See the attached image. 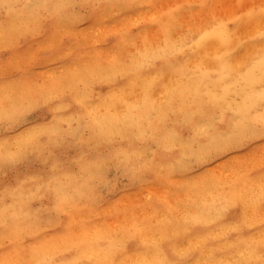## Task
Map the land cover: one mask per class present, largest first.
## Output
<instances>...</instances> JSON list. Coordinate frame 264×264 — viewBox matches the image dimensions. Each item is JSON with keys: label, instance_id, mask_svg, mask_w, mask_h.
<instances>
[{"label": "bare ground", "instance_id": "1", "mask_svg": "<svg viewBox=\"0 0 264 264\" xmlns=\"http://www.w3.org/2000/svg\"><path fill=\"white\" fill-rule=\"evenodd\" d=\"M121 1L129 6L132 0ZM47 2L57 3L53 9L59 14L71 0H2L12 6L13 18L6 30L0 24V42L38 19L40 7ZM113 2L118 0H107L102 6ZM191 10L192 17L189 9L183 15L196 17V10ZM252 12L248 23L239 18L234 30L207 28L195 40L189 33L196 23L190 25V32L183 30L189 23L184 28L176 25L182 28L181 34H189L178 38L173 32L174 17L172 25L158 30L165 35L158 50L149 51L135 65L106 67L97 57L96 68L92 65L97 78L89 79L95 71L84 74L72 67L67 68L75 73L70 72L71 76L51 72L56 76L42 90L33 85L19 89L21 101L13 102L17 109L44 103L51 114L47 123L23 128V134H17L19 143L32 145L36 139L31 136L41 132L49 141L58 142L70 135L65 126L75 130L74 124L85 121L86 138L95 147H83L85 151L59 165L53 162V172L42 178L38 172L17 176L0 195V264H163L176 254L190 264H261L264 165L247 174L231 175L242 157L239 152L260 141L257 136L232 143L237 138L233 135L237 122L258 126L264 120V109L253 111L264 99V89H253L254 82H264V37L260 36L264 18L259 11ZM181 14L185 23L187 16ZM63 18H58L60 23ZM52 55L45 64L53 61ZM17 58L12 59L16 62ZM161 66L167 70L161 72ZM96 80L99 93L93 85ZM78 87L83 90L81 99L69 102L65 92L76 98ZM6 112L2 106L0 117ZM4 137L0 164L8 159L12 143L18 153L26 149L25 143L19 146L12 137ZM110 167L120 170L134 189L126 191V186L117 184L113 190L120 196L115 201L97 192V182L101 184ZM38 199L45 200L57 216L42 219L34 211ZM118 208L130 218L121 236L108 235L105 226ZM58 214H65L66 220H59Z\"/></svg>", "mask_w": 264, "mask_h": 264}, {"label": "rangeland", "instance_id": "2", "mask_svg": "<svg viewBox=\"0 0 264 264\" xmlns=\"http://www.w3.org/2000/svg\"><path fill=\"white\" fill-rule=\"evenodd\" d=\"M105 1L107 0H87V2L84 3L83 0H71V4H68L67 9L59 14L55 11V9H53L55 5L57 6V3L53 4L47 2L45 5L40 7V19L38 18L36 20H32L33 22L30 21L31 23L27 24L24 28L22 27L24 30L22 28H18L19 31L15 34L16 36L11 34L9 38H4L0 42V65H3L4 63H7L8 65L7 72L0 70V109L2 106H4L5 111H7L0 117L2 118L0 120V127L2 129V131L0 129V139L4 136V138L12 137L13 139L11 141L14 142L16 140L17 145L20 144L19 146H22L26 141H23L24 143H19L17 139L19 135L17 134H23V130H27L35 124L37 125L43 122L47 123L49 121L51 114L48 111V105H44V103H38L37 105H34L36 107L34 110L33 108L35 107L28 104H23L17 109L15 103L17 101L19 102V100L21 101V98H19L20 94H17L20 92L18 90L21 88H32L33 85L34 89L40 88L42 90L51 83L52 79L56 75H61L62 73L63 75L71 76L70 72L73 71L70 70L69 72V69H72V67L76 68V72L77 68L79 67L78 71H83L84 74L89 71H95L93 72L95 75L92 74L89 79L97 78L98 76L96 75L97 72L95 69L97 57L102 60L106 67H113V65H122L123 67H128L131 64L135 65L137 60L146 56L149 51L154 53L158 50L157 48H159L161 42H164L165 40V35L162 34V31H160L159 34L158 30L162 26H166L169 23L172 25L174 17L175 19L173 26H175V28H173V32L179 34L175 35L176 37L180 36L181 31L183 30L185 32L187 30L190 32V25L192 26L193 23H196V27L193 25L195 28L193 27L191 30L194 32V36L191 35L193 32H188L193 40H195L205 29L208 28L213 30L215 28H219L221 24L234 30V26L237 25L236 21L239 18H244L241 22L248 23L246 19L248 16L247 13L249 11L255 10L256 13L257 11L261 13L260 10L264 8V0H260V3L263 2V5L260 3L258 4V0H132L129 6L123 5L122 1L118 0V2H113L112 4L102 6ZM17 5H21V3L19 2ZM191 9L196 10L194 15L196 17L191 18L193 20L187 22L186 19L189 20L193 15L192 13H194V10L192 11ZM76 11L78 14H76ZM9 12H11L10 8L6 9L0 6V24L5 27L4 30L9 28L10 20L13 18ZM188 12L191 14V16L189 17L188 14L185 15L188 18H184V23L180 19L181 16L179 17L178 15L182 13L181 15L184 16L183 13L185 14ZM60 16L65 17V19H62V23H60L61 20H58ZM210 20L212 22H209ZM179 21L182 22L183 25L179 23ZM198 21L200 22L199 25H197ZM203 21L206 22L203 23ZM178 24L183 26L182 28H184L186 24L189 26H185L186 30L185 28L181 30V27L180 29H178L179 27H176V25L179 26ZM56 26H58V29ZM176 28L179 30V32L176 30ZM182 34L181 35L183 37L189 36L187 33ZM42 36L47 38H43ZM49 36L50 38H48ZM182 36L178 38H182ZM6 43L8 45H6ZM71 47L74 48L69 50ZM42 48H45L48 51L43 50ZM25 49L28 51V54H25V52L27 53ZM77 51L78 54L76 53ZM21 54H24L26 57L24 55L22 56ZM51 55L53 57V61L51 60V63L45 64L46 62L50 61ZM11 57L18 58L15 62V60ZM29 57H31V60ZM27 58L29 59L28 62ZM48 58L49 60H47ZM42 59H46L45 62H43ZM75 59H78L77 62L79 63H77ZM10 60H13V63ZM68 65L70 67H67ZM61 67H63V71H61ZM45 71L47 73L46 75L44 74ZM51 72L56 75H53ZM48 73L53 77L48 75ZM73 74L75 73L73 72ZM77 74L80 73H76V76ZM49 76L51 80L48 81L47 84ZM2 79L4 80L2 81ZM6 85L7 87L5 88ZM60 85L61 84H59V86ZM93 85L96 91L99 93V80H96ZM61 87H63V85H61ZM9 88H11V90H9ZM260 88L262 90L264 89V82H254L253 89L258 90ZM82 91L83 90L80 91V87H78V90L75 93L76 98H73L70 95L69 90L65 93L69 102L72 103L76 102L77 98L79 100L81 99L80 96ZM263 109L264 99H261L259 104L254 106L253 111L261 113ZM20 122L23 123L19 124ZM81 123L79 122L78 124H74L76 127L75 130L73 128L71 129L70 125L66 124L67 126L64 127V131H68L70 135L69 137L64 136L63 139L58 142H55L54 139L49 141L48 137H45L43 132L34 133L31 138L32 140L36 139V141L33 142L32 145H30V143H25L24 146L26 149L22 153H18L17 151L19 148H16L15 143H12L10 146L8 159L0 164V195L3 196L5 194V189H7L8 186L16 181L17 176L21 177L30 172H38L40 174L39 178H42L46 173H50V171L51 173L53 172V169L51 168V166H53V162L58 161L57 164L59 165V161H66L68 158H73L72 156L77 155L80 150L85 151L83 147H88L90 150H93L95 146L91 144L92 141H89L86 138L89 136V130L84 124L85 121H81ZM14 124H16V127ZM8 127H12V129H8ZM75 136H78L77 139ZM24 138H26V136H24ZM58 144L62 145L58 146ZM250 152L253 153L250 154ZM239 153L242 157L240 162L233 166L234 170H231V175L236 173L247 174L251 171H255L259 167H263L264 143H261V141L246 145ZM229 155L231 154H228V156ZM216 162L217 164L220 163L218 160H216ZM47 166H49L50 170ZM66 166L68 167L71 165L66 164ZM75 167L78 168V166ZM106 175L107 177H103L101 179L100 185L99 181L97 182V192H100L104 198L106 197L105 200L115 201L119 198L120 195L118 194L120 192L113 190L117 184L118 187L126 186V191L129 190L132 192L134 190L131 188L128 178L124 176L120 170L110 167L107 170ZM35 188L36 186L33 187V189ZM34 207L37 210L34 211L38 212L39 216L44 220H48L49 218L57 216L55 210L52 209L43 199H38ZM117 211V214L110 218L109 225L105 226V231L108 235L117 234L121 236L124 231L123 227L130 218L128 215L124 214L122 210H119V208ZM58 215L59 220H66L65 214Z\"/></svg>", "mask_w": 264, "mask_h": 264}, {"label": "snow or ice", "instance_id": "3", "mask_svg": "<svg viewBox=\"0 0 264 264\" xmlns=\"http://www.w3.org/2000/svg\"><path fill=\"white\" fill-rule=\"evenodd\" d=\"M0 6L8 9L12 6L7 3H2V0H0ZM262 18H264V8L261 10ZM249 17L253 15L252 11H249L247 13ZM220 27H224L223 24L220 25ZM260 36L264 37V31L260 32ZM0 70L7 72L8 71V65L7 63H4L3 65H0ZM161 72L166 71L167 68L165 66H161L159 69ZM234 136L237 138L232 141L234 144H239L246 142L248 140L255 139L257 136L260 137L261 143H264V120L261 121V123L258 126H245L242 122H237L234 133ZM264 171V170H262ZM261 228L264 229V224L261 225ZM262 260L261 264H264V237H262L260 241V248H259ZM255 253H253L254 255ZM181 254H176L173 259L166 260L163 262V264H190V261H185L180 258ZM235 264H243L242 261H236Z\"/></svg>", "mask_w": 264, "mask_h": 264}]
</instances>
